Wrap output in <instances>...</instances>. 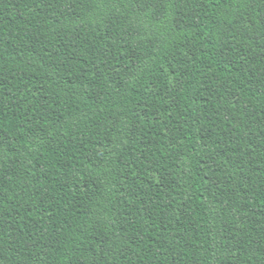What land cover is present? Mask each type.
Segmentation results:
<instances>
[{"label":"trees","instance_id":"obj_1","mask_svg":"<svg viewBox=\"0 0 264 264\" xmlns=\"http://www.w3.org/2000/svg\"><path fill=\"white\" fill-rule=\"evenodd\" d=\"M0 264H264V0H0Z\"/></svg>","mask_w":264,"mask_h":264}]
</instances>
